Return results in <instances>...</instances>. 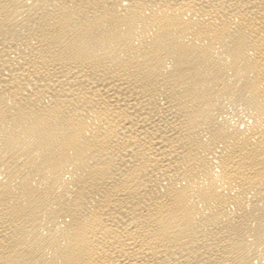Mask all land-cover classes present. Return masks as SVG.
I'll return each instance as SVG.
<instances>
[{
    "label": "bare ground",
    "instance_id": "bare-ground-1",
    "mask_svg": "<svg viewBox=\"0 0 264 264\" xmlns=\"http://www.w3.org/2000/svg\"><path fill=\"white\" fill-rule=\"evenodd\" d=\"M0 264H264V0H0Z\"/></svg>",
    "mask_w": 264,
    "mask_h": 264
}]
</instances>
